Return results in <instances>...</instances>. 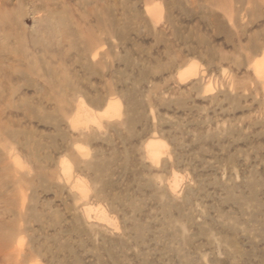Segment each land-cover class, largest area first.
I'll use <instances>...</instances> for the list:
<instances>
[{
    "label": "rangeland",
    "instance_id": "1",
    "mask_svg": "<svg viewBox=\"0 0 264 264\" xmlns=\"http://www.w3.org/2000/svg\"><path fill=\"white\" fill-rule=\"evenodd\" d=\"M263 60L264 0H0V264H264Z\"/></svg>",
    "mask_w": 264,
    "mask_h": 264
},
{
    "label": "bare ground",
    "instance_id": "2",
    "mask_svg": "<svg viewBox=\"0 0 264 264\" xmlns=\"http://www.w3.org/2000/svg\"><path fill=\"white\" fill-rule=\"evenodd\" d=\"M192 70H190L188 73L192 72ZM257 71L259 73V75L264 78V60L259 62L258 66H257ZM105 113L111 114L108 115V117H112L115 115H119V105L117 102L113 101L110 102L108 107L105 110ZM148 149L152 152V154L154 156L158 155L159 150H160V146L157 143H151L148 145ZM87 210L89 211L90 208H87ZM96 213L99 215L100 219H104V220H108L111 221V219L107 216L106 212L103 210L102 207L97 208Z\"/></svg>",
    "mask_w": 264,
    "mask_h": 264
}]
</instances>
